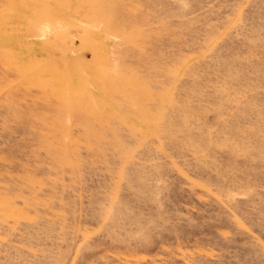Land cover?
<instances>
[{"label": "rangeland", "instance_id": "1", "mask_svg": "<svg viewBox=\"0 0 264 264\" xmlns=\"http://www.w3.org/2000/svg\"><path fill=\"white\" fill-rule=\"evenodd\" d=\"M0 264H264V0H0Z\"/></svg>", "mask_w": 264, "mask_h": 264}]
</instances>
